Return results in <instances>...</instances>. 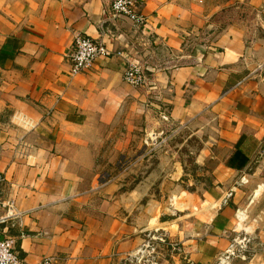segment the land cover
I'll list each match as a JSON object with an SVG mask.
<instances>
[{
	"label": "crops",
	"instance_id": "obj_1",
	"mask_svg": "<svg viewBox=\"0 0 264 264\" xmlns=\"http://www.w3.org/2000/svg\"><path fill=\"white\" fill-rule=\"evenodd\" d=\"M135 2L147 21L138 31L110 15V0H0V203L22 213L3 221L0 207V238L14 239L26 264H113L141 250L181 170L165 147L153 153L163 175L138 166L111 176L121 158L144 152L126 124L148 106L180 131L215 121L239 160L229 170L264 144V70L252 73L264 63V0H243L252 23L222 27L212 20L221 7L205 0ZM76 34L110 55L70 76ZM127 62L143 68L145 87L123 81ZM204 193L184 240L193 264L231 248L236 209L219 187Z\"/></svg>",
	"mask_w": 264,
	"mask_h": 264
},
{
	"label": "rangeland",
	"instance_id": "obj_2",
	"mask_svg": "<svg viewBox=\"0 0 264 264\" xmlns=\"http://www.w3.org/2000/svg\"><path fill=\"white\" fill-rule=\"evenodd\" d=\"M205 3L209 8L221 7L212 18L220 27L234 19L246 23L254 20L243 0H205ZM146 95L150 100V94ZM147 109L136 113L126 124L135 136L131 146L144 152L121 158L111 176L117 179L135 176L138 166L143 173L158 169L159 162L153 153L165 147L175 150L174 161L180 163L181 170L173 186L167 188L170 200L173 199L165 203L163 213L159 212L157 229L147 231L141 250L120 256L113 264H193L183 249L184 240L191 237L186 232L189 215L197 204L194 197H202L206 190L217 187L227 194L236 215L229 230L231 248L211 264H264V144L247 167L229 170V165L238 166L239 160L229 154V148L216 132L215 121L180 131L161 118L159 109L154 106ZM163 173L157 170L158 175ZM238 224L242 227L238 228Z\"/></svg>",
	"mask_w": 264,
	"mask_h": 264
},
{
	"label": "built area",
	"instance_id": "obj_3",
	"mask_svg": "<svg viewBox=\"0 0 264 264\" xmlns=\"http://www.w3.org/2000/svg\"><path fill=\"white\" fill-rule=\"evenodd\" d=\"M110 15L113 18L124 17L131 22L132 26L138 31L144 28L146 18L137 10L135 0H110ZM70 55V76H76L87 71L98 58L109 57V52L105 45L96 40H92L81 34H76ZM118 56L123 54L119 53ZM264 70V63L256 66L252 72L255 75H261ZM123 81L133 88H142L146 86V76L143 68L137 62H127V67L123 73ZM0 176V184L2 183ZM0 207L5 209V220L19 219L22 215L17 211L13 201L0 203ZM15 241L13 238H0V264H26L20 259L14 249ZM52 258H43L40 264H52Z\"/></svg>",
	"mask_w": 264,
	"mask_h": 264
}]
</instances>
